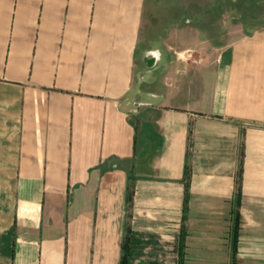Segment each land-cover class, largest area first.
<instances>
[{
	"label": "crops",
	"instance_id": "obj_1",
	"mask_svg": "<svg viewBox=\"0 0 264 264\" xmlns=\"http://www.w3.org/2000/svg\"><path fill=\"white\" fill-rule=\"evenodd\" d=\"M163 5L0 0V264H264V14Z\"/></svg>",
	"mask_w": 264,
	"mask_h": 264
},
{
	"label": "rangeland",
	"instance_id": "obj_2",
	"mask_svg": "<svg viewBox=\"0 0 264 264\" xmlns=\"http://www.w3.org/2000/svg\"><path fill=\"white\" fill-rule=\"evenodd\" d=\"M177 6H162L158 8L157 15L163 20L171 15H178L180 21L189 18L190 23L200 27H211L218 20L220 26L226 30L232 28L241 17L248 14H264V0H176ZM221 28V27H220ZM238 29V28H237Z\"/></svg>",
	"mask_w": 264,
	"mask_h": 264
},
{
	"label": "trees",
	"instance_id": "obj_3",
	"mask_svg": "<svg viewBox=\"0 0 264 264\" xmlns=\"http://www.w3.org/2000/svg\"><path fill=\"white\" fill-rule=\"evenodd\" d=\"M125 252L128 253V249L127 248H125ZM125 257H126V255H125ZM123 264H126V262H123Z\"/></svg>",
	"mask_w": 264,
	"mask_h": 264
},
{
	"label": "built area",
	"instance_id": "obj_4",
	"mask_svg": "<svg viewBox=\"0 0 264 264\" xmlns=\"http://www.w3.org/2000/svg\"><path fill=\"white\" fill-rule=\"evenodd\" d=\"M156 56V55H155Z\"/></svg>",
	"mask_w": 264,
	"mask_h": 264
}]
</instances>
